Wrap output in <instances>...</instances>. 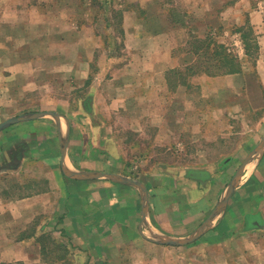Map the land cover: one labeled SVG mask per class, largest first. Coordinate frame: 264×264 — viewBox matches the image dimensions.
I'll return each instance as SVG.
<instances>
[{
    "label": "crops",
    "instance_id": "obj_1",
    "mask_svg": "<svg viewBox=\"0 0 264 264\" xmlns=\"http://www.w3.org/2000/svg\"><path fill=\"white\" fill-rule=\"evenodd\" d=\"M131 2L0 0V264H264V0Z\"/></svg>",
    "mask_w": 264,
    "mask_h": 264
},
{
    "label": "rangeland",
    "instance_id": "obj_2",
    "mask_svg": "<svg viewBox=\"0 0 264 264\" xmlns=\"http://www.w3.org/2000/svg\"><path fill=\"white\" fill-rule=\"evenodd\" d=\"M66 1V0H64ZM76 2L78 0H75ZM162 1V0H161ZM171 4L175 7L173 9H175V11L178 13L180 11V8L183 7V5L181 4V0H170ZM142 2L144 3L145 0H142ZM66 3V2H65ZM68 5V3H66ZM77 4V3H76ZM92 4H93V9L94 11L92 13H90L91 15H94L93 17L95 18H101V15L104 12H107V14H110L107 18H108V22L112 25V30L109 32V34L105 37L104 43L107 46V49L104 51L105 54H103V60L102 63L105 61H109L110 60V56L111 57H115L117 59V62H121V61H127L129 58L127 57V47L125 48V44L123 42L124 38L120 31V25L122 23L121 18H122V14L124 11H131L134 10V12L137 9V5L133 4L131 2V0H92ZM206 7L210 8L211 10V6L207 5ZM144 8V7H143ZM179 10V11H178ZM99 16V17H98ZM99 22L102 24L103 27L106 26V20H99ZM204 23L209 24V22L206 20L203 21ZM200 22V23H203ZM99 24V23H98ZM97 24V26H98ZM182 24H184L187 27H190L193 31H186L185 29L182 30ZM172 25L174 26V34H173V53L177 56H181L182 54H184V47H188L187 49L190 50L191 48H194V44L196 42V38L199 35V32H204L203 29V24H200V29L195 25L194 21L190 22V21H186V22H181V21H173ZM216 26V27H215ZM212 26L211 28L212 30H216L217 25ZM184 32H182V31ZM186 34V36H185ZM186 40V43L184 44ZM232 41V40H231ZM175 42L177 45H175ZM95 53V52H94ZM99 53H96V56H99ZM120 58V59H118ZM209 59V58H208ZM207 59V60H208ZM205 62V60H204ZM211 62V60L209 61ZM208 62V63H209ZM108 67H106L107 69ZM63 97V96H60ZM44 104H47V101L43 102ZM45 109H53V107L51 106H45ZM17 110L19 108H16ZM23 110H21L22 112ZM18 115H22L21 113H16L15 116L16 117ZM9 118V117H8ZM7 118V119H8ZM4 120V119H2ZM191 133L189 134L190 137Z\"/></svg>",
    "mask_w": 264,
    "mask_h": 264
},
{
    "label": "trees",
    "instance_id": "obj_3",
    "mask_svg": "<svg viewBox=\"0 0 264 264\" xmlns=\"http://www.w3.org/2000/svg\"><path fill=\"white\" fill-rule=\"evenodd\" d=\"M210 44H211V42L208 41V40H203V41H197V40H196V42H195V44H194L193 51H194V53H197V52H199L200 50H202V51H201V54L204 53L203 55H206V53H207L208 51H211V50L214 49V47H211ZM219 48H220V51H222V52H219V53L222 54V58H223L224 62H226V64H228V65L234 66V65L232 64V60H231V58H228V56H227L226 54H224V53H225V50H224L225 48H224V46L220 45ZM246 48H247V53H248V54H251V53H250V49H251L252 47H250V46L246 43ZM223 55H224V56H223ZM231 71H233V69H231V67H229V72H231Z\"/></svg>",
    "mask_w": 264,
    "mask_h": 264
},
{
    "label": "water",
    "instance_id": "obj_4",
    "mask_svg": "<svg viewBox=\"0 0 264 264\" xmlns=\"http://www.w3.org/2000/svg\"><path fill=\"white\" fill-rule=\"evenodd\" d=\"M23 119H25V117H23V116H17V117H13V118L7 119L6 121H4V122H2L0 124V130L5 128V127H7V126H9V125L17 123V122H19V121H21Z\"/></svg>",
    "mask_w": 264,
    "mask_h": 264
}]
</instances>
